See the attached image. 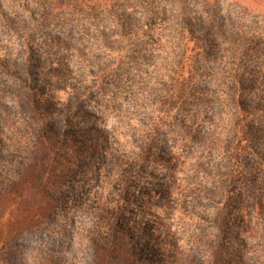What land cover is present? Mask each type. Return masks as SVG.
Instances as JSON below:
<instances>
[{"label":"trees","instance_id":"16d2710c","mask_svg":"<svg viewBox=\"0 0 264 264\" xmlns=\"http://www.w3.org/2000/svg\"><path fill=\"white\" fill-rule=\"evenodd\" d=\"M209 4L210 0H0L4 34L18 37L20 47L28 54V66L21 73H33L39 78L42 73H71L73 69L79 73H93L96 68L99 73H121L126 58L135 60L140 55L146 66L154 68L164 103L157 109H147L146 114L152 113L153 118L144 124L147 128H136L135 132L140 130L139 138L118 141L116 136L125 135L122 127L102 129L94 123L93 136L77 124L79 119L93 117L96 122L97 118L79 106L82 100L95 102L83 87V78L79 83L66 84L72 89V97L69 103L59 101L64 109L47 104L56 90L43 89L35 80L19 82L25 88L21 100L26 101L31 114L39 115V122L32 131L28 162L22 170L11 171L9 181L15 187L0 181V206L7 192L20 193L22 188L18 186L26 181L38 185L31 193L33 200L20 204L21 226L5 240L0 264H29L16 242L19 234L42 229L57 215L66 217L75 209L95 211L88 231V249L94 264H178L176 242L157 228L162 224L161 216L154 214L152 225L127 218L135 210L142 213L146 204L156 199L162 208H170L169 204L172 207L177 200L172 159H164L162 177L142 175L146 161L159 165L156 158L162 157L148 151L149 140L155 129L163 127V119L169 117L193 118L188 132L190 142L185 145L188 159L202 168L222 171L227 181L219 208L220 236L211 242L209 264H229L230 257L236 264H264L263 258L244 263V251L251 246L264 254L263 237L254 240L253 236L256 229H264V73L256 71L258 65L264 64V49L254 36H230L217 23ZM4 9L12 15L23 11L25 17L14 21ZM104 14L112 25L105 23ZM93 27L98 33L93 34L96 49L106 57L101 63L80 53V44L92 52L88 41L77 45L75 34H66L75 28L76 35L91 37ZM48 29L53 32L51 37L46 34ZM65 34L70 40L60 37ZM1 39L18 44L12 35ZM34 48L41 51L40 58L34 57ZM1 51L6 57L11 54L3 48ZM246 56L251 66L240 72L237 68ZM4 60L0 59V68L11 72ZM141 68L136 71L146 73ZM96 83L104 94L105 83ZM96 104L99 112L105 111L104 105ZM136 105L138 112L141 106ZM128 120L120 121V126H130L133 118ZM3 140L0 133V152L9 155ZM109 159L114 163L108 170ZM10 161L4 159L5 163ZM102 178L100 182L106 186L100 195H94L90 205L92 200L84 199L87 185ZM132 178L143 181L142 186L133 185ZM233 227L234 242L229 239ZM60 230L67 234V225Z\"/></svg>","mask_w":264,"mask_h":264},{"label":"rangeland","instance_id":"374dc122","mask_svg":"<svg viewBox=\"0 0 264 264\" xmlns=\"http://www.w3.org/2000/svg\"><path fill=\"white\" fill-rule=\"evenodd\" d=\"M209 6L217 23L222 25L230 36L232 34L234 36L240 35L241 37L254 36L255 40L262 43V48L264 49V0H210ZM4 10L8 12L7 14L10 18L17 22L25 17V12L23 11L12 15L10 10ZM103 19H105L107 25H112L111 19L106 14H104ZM94 29V27L91 29V37L85 36L82 38L80 35H76L75 28H72L66 34H75L73 36L76 38L74 43L77 45L81 41H88L92 45V52L90 53L89 49L86 51L80 44L78 46L82 49L80 53L86 54V58L94 62L101 63L99 61H102L103 58L106 59V57L104 52L96 49L94 37L98 33ZM4 32H6L5 23L0 22L1 38L4 35L7 37L12 35V39L17 38L18 43H16L17 45H11L10 42L3 41L0 38V48L11 53L10 56L6 57L2 51L0 52V59H5L2 61L3 64L11 69V72H7L6 69L0 68V133H3L4 144L10 150L9 155L3 151L0 152V181L4 182V186L10 188L13 185L9 181L12 169L22 170V165L28 162L27 160L32 154V144L30 142L32 131L33 128L38 127L39 122V115L31 114L26 101L24 100L23 102L21 100V97L24 96L25 88L19 85V82L27 79L30 81L35 80L39 81L43 89L48 91L49 89H52V91L56 90L53 95L55 98L46 96L49 99L47 104L52 106L57 104L61 109H64L59 101L64 104L69 103V99L72 97V89L70 86L67 87L66 84L68 81L79 83L83 78V87H86L89 96L95 102L82 100L79 106L83 110L93 112L97 118L95 119L96 122H94L93 117H87V120L83 121L79 119L77 124H79L81 129L87 130V134L93 136L96 135L93 131L94 123H98L102 129H112L116 126L122 127L125 137L116 136L118 141H123V139L131 141L134 137L136 139L139 138L138 132L140 130L135 132L136 128L140 129L145 126L144 124L147 121L149 122L153 118L152 113L146 114L147 109H157L164 104L159 91L161 86L154 79L156 74L154 68L146 66L147 62L140 55L135 60L126 58L124 70L121 73H99L98 68L93 73H88L87 70L79 73L77 69H73L71 73H42L39 78L33 73H30V75L21 73L28 66L26 61L28 54H26L24 47H20L19 43L21 41H19L18 37L14 34H4ZM46 34L51 37L53 32L48 29ZM66 34L60 35V37L64 40H70ZM93 34H95L94 37ZM100 41H102V38H100ZM33 50L35 52L34 57L40 58L42 55L41 51L35 48ZM94 53L95 55H93ZM73 55L76 56V53H73ZM158 55L159 53L156 54V56ZM94 56H97V58ZM157 58L158 60L161 59V57ZM247 66H251L248 56H246L244 61L240 62V68L237 69L240 72L249 70L245 69ZM258 66L256 71L264 73V64ZM137 68L144 69L146 73L137 72ZM114 70H116V67ZM151 74L153 77L149 76ZM77 78H79L78 81L76 80ZM98 80L105 83L103 84L105 88L104 94L98 88L96 83ZM86 99H89V97ZM96 102L104 105V112L98 111L99 105ZM136 103L141 106L138 112H135L134 109L137 106ZM170 104L169 102L168 106ZM214 107L215 111H217L216 106ZM118 117H121V120ZM129 117L133 118L131 125L123 124V126H120V121L128 123ZM163 120L165 124L163 127L155 129L148 145V151L151 154L160 155L162 158H156L159 160V165L146 161L142 166L144 169L142 175L149 173L150 175H155V177H162L165 173L164 159H172L171 163L176 168L174 176L177 183L174 188L178 191L177 200L172 207L169 204L170 208H162L157 206L160 205V202L156 199L153 201L154 203L146 204L147 206L142 213H138L135 210L129 213L127 218L136 219L139 222L144 221L148 225H152L155 221L154 214L161 216L159 222L161 221L162 224L157 226V228H161L165 236L167 235L169 239L176 242L178 249L175 260L177 263L209 264L208 253L212 246L211 242L212 240L214 242L217 241V236H220L219 208L221 207L220 201L223 200V194L221 193L226 188L227 181L222 175V171L202 168L195 164L194 161L188 159L185 145L190 142L188 132L193 118L176 119L175 117H169ZM143 121L145 122L143 123ZM155 121L158 120L155 119ZM147 125L144 128H147ZM204 127H207V124ZM261 150H264L263 147ZM4 159L9 161L12 159L11 161L13 162L5 163ZM38 160L41 162L39 158H37ZM255 160L257 161L258 159L256 158ZM107 163V169L109 170L114 161L109 159ZM103 179H99V182ZM132 181L133 185L142 186L143 184V181L133 178ZM99 182L92 181L91 185H87L88 190L84 199L92 200L90 205H93L91 203L95 199L94 195H100L102 187L106 186L105 182ZM98 184L100 185L99 187H97ZM37 185L38 182L35 183L32 180H28L24 185L18 186V188H22L20 193L15 192L16 190H11L3 196L2 206H0V250L9 235L17 231L21 226L20 204L27 199L33 200L31 193L34 192L33 190ZM13 186L15 187V185ZM94 212L91 209L82 212L75 209V212H71L66 217H64V214L57 215L53 221L43 227L44 229L20 233L16 242L20 245L21 253L27 258L29 264H94L88 249V231L94 222ZM67 217L72 218L68 220ZM66 225L67 234H64L60 227ZM235 229V227L232 228L231 238H229L233 239V242L236 236V233H234V231L236 232ZM256 231L257 234L253 235L254 240L260 236L263 237L262 242L264 243V229L260 228L259 231L257 229ZM157 233L160 232L158 231ZM255 251L252 246L244 251V263H247V261L252 263V260L264 259L263 253ZM229 264H236L232 257H230Z\"/></svg>","mask_w":264,"mask_h":264}]
</instances>
